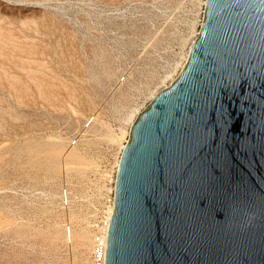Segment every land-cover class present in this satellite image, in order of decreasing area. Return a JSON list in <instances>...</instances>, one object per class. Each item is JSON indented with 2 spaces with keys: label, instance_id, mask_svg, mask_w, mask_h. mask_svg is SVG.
Segmentation results:
<instances>
[{
  "label": "rangeland",
  "instance_id": "obj_1",
  "mask_svg": "<svg viewBox=\"0 0 264 264\" xmlns=\"http://www.w3.org/2000/svg\"><path fill=\"white\" fill-rule=\"evenodd\" d=\"M205 2L0 0V264H92L133 124Z\"/></svg>",
  "mask_w": 264,
  "mask_h": 264
},
{
  "label": "water",
  "instance_id": "obj_2",
  "mask_svg": "<svg viewBox=\"0 0 264 264\" xmlns=\"http://www.w3.org/2000/svg\"><path fill=\"white\" fill-rule=\"evenodd\" d=\"M106 264H264V0H207L123 149Z\"/></svg>",
  "mask_w": 264,
  "mask_h": 264
},
{
  "label": "built area",
  "instance_id": "obj_3",
  "mask_svg": "<svg viewBox=\"0 0 264 264\" xmlns=\"http://www.w3.org/2000/svg\"><path fill=\"white\" fill-rule=\"evenodd\" d=\"M115 201V188L111 193L109 200V207L106 210L107 215L104 216V219L101 221L94 237L93 245L91 249V260L92 264H106V255L108 247V233L111 222V216H109V208L114 205ZM109 216V217H108Z\"/></svg>",
  "mask_w": 264,
  "mask_h": 264
},
{
  "label": "bare ground",
  "instance_id": "obj_4",
  "mask_svg": "<svg viewBox=\"0 0 264 264\" xmlns=\"http://www.w3.org/2000/svg\"><path fill=\"white\" fill-rule=\"evenodd\" d=\"M205 4L207 5V0H206V2H205ZM191 50H192V48H191ZM191 53V52H190ZM189 57H190V55H189ZM188 60H189V58H188ZM16 88V87H15ZM25 90V89H24ZM19 91H20V89H19ZM24 92V91H23ZM16 93V92H15ZM119 163H120V160L118 161V166H119ZM117 176V175H116ZM114 182H116V177H115V180H114ZM115 184V183H114ZM115 188V187H114ZM114 188H113V191H114ZM113 211H114V205L113 206H111L110 208H109V216H111V214L113 213ZM108 216V217H109ZM81 238H83V236H81ZM81 238H80V240H81ZM85 263V262H84ZM83 263V264H84Z\"/></svg>",
  "mask_w": 264,
  "mask_h": 264
}]
</instances>
